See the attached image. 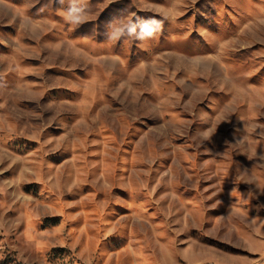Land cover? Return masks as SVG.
Returning a JSON list of instances; mask_svg holds the SVG:
<instances>
[{
	"label": "rangeland",
	"instance_id": "1",
	"mask_svg": "<svg viewBox=\"0 0 264 264\" xmlns=\"http://www.w3.org/2000/svg\"><path fill=\"white\" fill-rule=\"evenodd\" d=\"M0 264H264V0H0Z\"/></svg>",
	"mask_w": 264,
	"mask_h": 264
},
{
	"label": "clouds",
	"instance_id": "2",
	"mask_svg": "<svg viewBox=\"0 0 264 264\" xmlns=\"http://www.w3.org/2000/svg\"><path fill=\"white\" fill-rule=\"evenodd\" d=\"M61 2H63V0H61ZM86 16H87V12H85L83 9L72 8L70 11H67L65 19L72 24H80V23L85 22ZM150 23L156 24L158 27H160L162 22L157 21L155 19H151ZM121 31L122 29H117L116 32L113 34V38L118 36ZM134 31H135L134 25L129 27L130 33ZM152 32H153V29L149 27V23L146 22L143 26L142 33L150 36L152 35ZM140 38L143 39L144 36L142 35Z\"/></svg>",
	"mask_w": 264,
	"mask_h": 264
}]
</instances>
